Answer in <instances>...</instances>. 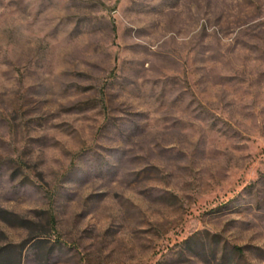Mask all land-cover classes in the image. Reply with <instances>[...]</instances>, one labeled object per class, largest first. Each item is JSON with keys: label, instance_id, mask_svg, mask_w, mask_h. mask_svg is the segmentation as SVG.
Here are the masks:
<instances>
[{"label": "rangeland", "instance_id": "obj_1", "mask_svg": "<svg viewBox=\"0 0 264 264\" xmlns=\"http://www.w3.org/2000/svg\"><path fill=\"white\" fill-rule=\"evenodd\" d=\"M0 264H264V0H0Z\"/></svg>", "mask_w": 264, "mask_h": 264}, {"label": "trees", "instance_id": "obj_2", "mask_svg": "<svg viewBox=\"0 0 264 264\" xmlns=\"http://www.w3.org/2000/svg\"><path fill=\"white\" fill-rule=\"evenodd\" d=\"M238 249H240V248H238Z\"/></svg>", "mask_w": 264, "mask_h": 264}]
</instances>
